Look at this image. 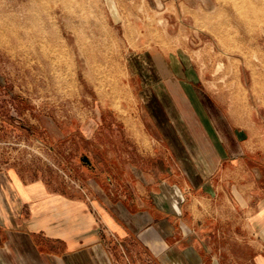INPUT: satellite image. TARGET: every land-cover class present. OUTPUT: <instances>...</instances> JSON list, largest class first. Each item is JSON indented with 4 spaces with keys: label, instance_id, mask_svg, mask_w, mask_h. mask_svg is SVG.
<instances>
[{
    "label": "rangeland",
    "instance_id": "rangeland-1",
    "mask_svg": "<svg viewBox=\"0 0 264 264\" xmlns=\"http://www.w3.org/2000/svg\"><path fill=\"white\" fill-rule=\"evenodd\" d=\"M149 54L264 131V0H0V170L104 185L106 145L127 149L129 124L140 136L151 86L179 88L142 79ZM214 242L237 264L228 233Z\"/></svg>",
    "mask_w": 264,
    "mask_h": 264
},
{
    "label": "crops",
    "instance_id": "crops-1",
    "mask_svg": "<svg viewBox=\"0 0 264 264\" xmlns=\"http://www.w3.org/2000/svg\"><path fill=\"white\" fill-rule=\"evenodd\" d=\"M146 59L144 81L179 88L151 86L140 136L129 124L127 149L106 145L104 185L70 194L0 170V264H221L227 233L235 263L264 264V131Z\"/></svg>",
    "mask_w": 264,
    "mask_h": 264
},
{
    "label": "water",
    "instance_id": "water-1",
    "mask_svg": "<svg viewBox=\"0 0 264 264\" xmlns=\"http://www.w3.org/2000/svg\"><path fill=\"white\" fill-rule=\"evenodd\" d=\"M84 159H86V160L90 161V160H89V158H88L87 156H85V157H84Z\"/></svg>",
    "mask_w": 264,
    "mask_h": 264
},
{
    "label": "bare ground",
    "instance_id": "bare-ground-1",
    "mask_svg": "<svg viewBox=\"0 0 264 264\" xmlns=\"http://www.w3.org/2000/svg\"><path fill=\"white\" fill-rule=\"evenodd\" d=\"M258 6V5H257ZM252 7V6H251ZM159 20V19H158Z\"/></svg>",
    "mask_w": 264,
    "mask_h": 264
}]
</instances>
